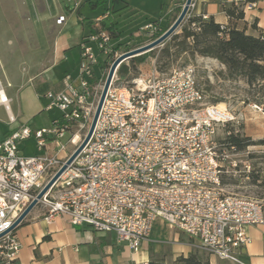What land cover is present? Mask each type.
<instances>
[{
    "label": "built area",
    "instance_id": "obj_1",
    "mask_svg": "<svg viewBox=\"0 0 264 264\" xmlns=\"http://www.w3.org/2000/svg\"><path fill=\"white\" fill-rule=\"evenodd\" d=\"M226 1L245 13L258 10L254 0ZM195 8L193 1L186 22ZM108 17L94 19V32L80 45L78 78L66 75L63 91L44 95L45 111L57 109L61 117L48 129L23 125L0 142V264H20L22 245L15 234L19 226H14L83 143L110 68L125 54L103 28ZM56 22L62 25L65 17ZM144 30L154 39L159 25ZM151 61L149 77L124 87L114 86L122 65L117 68L91 139L36 207L45 209L48 224L66 216L74 226L114 233L117 243L134 253L150 241L161 221L219 261L244 264L241 252L251 242L247 229L264 226V208L222 186L230 156L225 138L217 137L220 130L229 135L237 118L227 107L205 103L194 66L159 76L156 59ZM9 104L0 84V105L9 111ZM9 122L17 120L10 116ZM66 137L71 150L60 144ZM31 138L43 153L27 157L20 146Z\"/></svg>",
    "mask_w": 264,
    "mask_h": 264
},
{
    "label": "rangeland",
    "instance_id": "obj_2",
    "mask_svg": "<svg viewBox=\"0 0 264 264\" xmlns=\"http://www.w3.org/2000/svg\"><path fill=\"white\" fill-rule=\"evenodd\" d=\"M133 6L125 8V1L108 0L105 8L109 9L112 15L111 21L106 23H115L117 31L121 38L118 39L123 43H127L133 39L129 45L130 51L141 48L155 41L150 38L149 33L144 30L147 24L159 21L164 11H161V5H157L154 0H132ZM162 1V0H161ZM166 5L171 3V0H164ZM186 0H179V3H184ZM77 0H0V36L4 33L10 36L4 38L3 45H8V40L11 39L15 44H29L31 48L37 50L43 46L51 49L52 44L58 33L57 19L60 15L67 18L75 9ZM84 5L81 8L84 19L90 18L93 11L83 2L79 5ZM183 5V6H184ZM78 7V8H79ZM77 8V9H78ZM105 8L101 6L96 14L105 12ZM183 9V7H182ZM178 29L177 34L182 33V27ZM19 33V36L14 38L13 32ZM174 36V35H173ZM171 39V38H170ZM169 39V40H170ZM168 40V41H169ZM179 41L175 42L178 45ZM165 44L157 47L152 53H147L137 58L130 59L122 64L127 67L126 75H120L118 70L115 79V87L128 86L131 81L141 76H150L153 70L151 60H155V70L159 76L169 75L171 72L183 69L188 66H194L197 70V81L199 87L203 90L206 97L207 105H222L227 107L237 118L235 126H229L228 131L237 133L242 137L250 138L252 141L264 140V84H256L249 87L246 80L239 78L230 80L226 78L227 70L222 67L217 61L203 58L199 55L193 56L190 53L177 56L175 52L177 48L172 50V56L164 58L161 56V51ZM125 47L120 49L123 53H128ZM104 59L101 58L100 61ZM72 67L75 68V62L72 60ZM79 66L72 72L75 79L78 78L80 72ZM98 76H101L99 66L95 67ZM0 79L3 83L7 94L11 92L15 94L14 102L11 104V110L14 116L19 119L18 125H28L34 130L48 129L52 125V121L61 117V112L54 109L52 112H45V106L48 101L43 100L35 106L36 99L34 98L33 86H29L26 92L18 91V88H8L7 82L4 80L0 71ZM42 77L36 78V83L42 82ZM105 82L103 84V87ZM18 91V92H17ZM24 92V95H23ZM45 105V106H44ZM259 107L260 110L256 109ZM20 112V113H19ZM9 116L3 107H0V140L4 132L9 127ZM224 130H220L217 139L225 138ZM69 137L60 140V144L71 150L68 143ZM21 154L27 157H32L41 154L37 146V141L31 138L21 143ZM230 156L229 162L225 164L224 174L222 176V186L228 194L238 195L253 199L262 204L264 208V146H250L243 151H228ZM236 161V166H233ZM251 175L259 177L257 183L253 182ZM153 241L148 243V261H161L166 264H177L180 257H187L191 253H197L205 260H209L211 264H231L221 262L216 257L210 256L203 251L197 244L189 240L184 234L178 231L167 229L161 221L155 223L153 232ZM141 251L144 249L141 247ZM138 253V252H137ZM131 250L128 252L125 245H121V250L116 252L114 259L118 264L119 258H127L132 264L136 263L133 259L134 255Z\"/></svg>",
    "mask_w": 264,
    "mask_h": 264
},
{
    "label": "crops",
    "instance_id": "obj_3",
    "mask_svg": "<svg viewBox=\"0 0 264 264\" xmlns=\"http://www.w3.org/2000/svg\"><path fill=\"white\" fill-rule=\"evenodd\" d=\"M86 1L88 0H77L75 9L65 18V22L62 25H58L59 30L51 49L43 46L34 50L28 43L26 45L15 44L11 39L8 40V45L6 46L3 45L4 38L2 37L10 35L4 33L2 37L0 36V71L7 82L8 88L16 87L18 91L26 92L29 86L31 87L32 85L37 108H39L38 103H42L43 100L46 101L44 95L47 92L64 90L63 79L66 75H71L76 80V76H74L72 71L77 66L80 67V45L84 38L94 32L93 25H90V22L102 16V14H96L99 10L97 9L93 10L96 12L90 18L85 17L81 20L84 17L81 12V8L84 5L80 7L79 5L83 2L86 3ZM119 1H125V8L134 5L132 0ZM254 1L258 3V10L245 13L244 19L237 23V27L249 35L258 37L264 32V0ZM154 2L157 8V5L162 7V3L165 1L154 0ZM194 2L196 4L194 10L196 17L206 15L208 19H214L217 24L229 25L230 20L223 11L220 0H194ZM179 6V0H171V3L164 8V13L158 21L160 28L166 25L168 21L174 19ZM61 16L63 15L59 17ZM111 19L112 15L110 14L104 23L111 21ZM111 25L114 26V31L119 33L115 23ZM11 36H14V38L18 37V31L13 32ZM120 38L121 35L118 39ZM118 39L113 41L116 48L122 44L130 45L133 42H137V40L133 39L123 43ZM72 60L75 62V68L73 69L70 68L73 65ZM38 77L43 78L39 84L36 83V78ZM0 84L3 86L1 79ZM3 89L10 100L9 111L1 105L0 107L6 110L9 117L14 116L10 106L16 96L13 92L8 95L4 86ZM14 117L17 122L15 124H10L9 122V129L4 132L0 142L9 136L12 131L23 126L22 124L18 125L19 119L16 116ZM44 216L45 209L43 207H35L16 229L15 234L22 245L19 255L20 264H116L114 257L116 252L119 253L121 250V245L117 243L114 233H99L86 225L74 226L66 216L58 217L52 224H48L44 221ZM154 229L155 225L149 242L153 241ZM247 233L251 242L242 250L241 260L244 264H264V226L250 227L247 229ZM149 242L142 245L144 251L140 250L134 255L135 264H147L145 262L148 261L149 257L147 248ZM126 250L129 252L131 249L126 246ZM118 264H132V262L127 260V258H119Z\"/></svg>",
    "mask_w": 264,
    "mask_h": 264
},
{
    "label": "trees",
    "instance_id": "obj_4",
    "mask_svg": "<svg viewBox=\"0 0 264 264\" xmlns=\"http://www.w3.org/2000/svg\"><path fill=\"white\" fill-rule=\"evenodd\" d=\"M222 9L230 20L229 25L224 26L217 24L214 19L203 20L202 16L190 18L182 27V33L176 34L165 43L161 51V56L169 58L172 56V50L177 48L175 54L181 56L182 54L190 53L193 56L199 55L203 58L217 61L222 67L227 70L226 78L236 80L242 78L246 80L249 87L256 84H264V32L258 37L247 34L244 30L237 27V23L244 19L245 12L241 6L234 3H227L226 0H220ZM107 0H88L86 4L91 10H97L101 6L105 8ZM184 3L180 4L176 10V16L173 20L162 28L158 21L153 22L159 25V31L153 40L162 36L177 20L182 11ZM167 5L162 3L161 11ZM109 9L105 8L102 15L108 13ZM109 18V17H108ZM90 20V19H85ZM90 22V21H89ZM196 25L198 31L192 26ZM92 25V21L90 22ZM103 28L110 31L114 39H118L120 34L114 31V26L111 24L103 23ZM179 41L178 45L175 42ZM125 47L130 51L128 44L119 45L116 49ZM151 51L150 53H152ZM143 56V55H142ZM137 58V57H136ZM141 58V56L139 57ZM128 72L127 67L122 66L120 75H126ZM225 143L229 151L231 147L236 151H243L250 146H264V140L252 141L250 138L242 137L241 135L231 132L225 136ZM253 182L257 183L259 177L251 175ZM147 264H166L161 261L151 260ZM177 264H211L209 260H205L197 253H191L187 257H180Z\"/></svg>",
    "mask_w": 264,
    "mask_h": 264
},
{
    "label": "water",
    "instance_id": "obj_5",
    "mask_svg": "<svg viewBox=\"0 0 264 264\" xmlns=\"http://www.w3.org/2000/svg\"><path fill=\"white\" fill-rule=\"evenodd\" d=\"M194 0H186L185 5L183 6V9L178 16L177 20L173 23V25L158 39L155 41L149 43L148 45H145L141 48H138L136 50L130 51L128 53H125L121 57H119L111 66L109 74L107 76V79L105 81V85L103 87V91L90 127V130L84 139L83 143L78 147V149L75 151V153L70 157V159L66 162V164L57 172V174L50 180V182L45 186V188L41 191V193L38 195L37 199L34 200L28 208L25 210L21 218L18 220V222L15 224V227H18L22 224L24 219L28 216V214L38 205V202L44 197V195L49 191V189L59 180V178L63 175V173L67 170V168L74 162V160L77 158V156L84 150L86 145L88 144L89 140L91 139L94 129L96 127L98 118L100 116V112L102 109V106L104 104L106 95L108 93V90L111 86V83L113 81V78L115 76L116 70L119 66H121L124 62L133 59L137 56L149 53L153 50H155L157 47L165 44L173 35H176L178 32V29L183 25L185 22L187 15L190 11V7L192 5Z\"/></svg>",
    "mask_w": 264,
    "mask_h": 264
},
{
    "label": "bare ground",
    "instance_id": "obj_6",
    "mask_svg": "<svg viewBox=\"0 0 264 264\" xmlns=\"http://www.w3.org/2000/svg\"><path fill=\"white\" fill-rule=\"evenodd\" d=\"M222 106V105H221Z\"/></svg>",
    "mask_w": 264,
    "mask_h": 264
}]
</instances>
